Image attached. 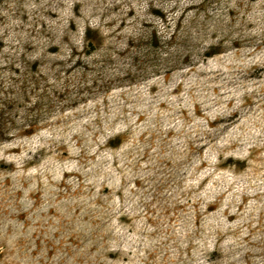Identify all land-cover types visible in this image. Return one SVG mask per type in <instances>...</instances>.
I'll use <instances>...</instances> for the list:
<instances>
[{
    "label": "rangeland",
    "instance_id": "rangeland-1",
    "mask_svg": "<svg viewBox=\"0 0 264 264\" xmlns=\"http://www.w3.org/2000/svg\"><path fill=\"white\" fill-rule=\"evenodd\" d=\"M0 264H264V0H0Z\"/></svg>",
    "mask_w": 264,
    "mask_h": 264
}]
</instances>
